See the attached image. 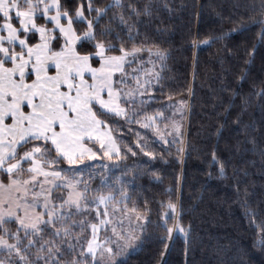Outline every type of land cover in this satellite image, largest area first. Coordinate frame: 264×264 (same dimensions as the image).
I'll return each mask as SVG.
<instances>
[{
	"label": "snow or ice",
	"instance_id": "snow-or-ice-1",
	"mask_svg": "<svg viewBox=\"0 0 264 264\" xmlns=\"http://www.w3.org/2000/svg\"><path fill=\"white\" fill-rule=\"evenodd\" d=\"M152 7L151 0L142 5L137 0L103 5L99 0H0V264H127L129 250L153 238L150 218L132 208L133 220L126 206L120 207L130 199L122 181V200H117L103 191V182L89 189L77 179L82 169L114 167L103 161H122L137 150L155 158L149 130L159 137L152 144L181 145L177 154L184 152L176 117L184 119L187 101H171L169 95L168 104L147 111L158 99L155 93L164 95L168 59L167 49L149 44L147 37L136 39L139 17H151ZM163 7L173 10L168 0ZM236 7L258 26L257 44L264 46V0ZM197 43L207 44L208 38ZM257 44L249 50L250 60ZM254 95L264 98V88ZM244 206L254 223L255 213L246 201ZM167 209L155 225L160 246L155 264H168L176 233L183 236L187 264L191 230L181 222L176 203L169 201ZM259 227L264 233V224ZM260 244L264 248V239Z\"/></svg>",
	"mask_w": 264,
	"mask_h": 264
},
{
	"label": "trees",
	"instance_id": "trees-1",
	"mask_svg": "<svg viewBox=\"0 0 264 264\" xmlns=\"http://www.w3.org/2000/svg\"><path fill=\"white\" fill-rule=\"evenodd\" d=\"M108 2L99 0L101 5ZM151 2L152 16L139 17L136 39L147 37L149 44L167 49L168 59L164 95L155 93L158 99L150 102L147 111L152 114L168 104L169 95L171 101H187V118L180 130L184 152L177 154L181 145L152 144L159 137L149 130L155 158L137 150V155L128 153L122 161H103L114 167L82 169L83 176L77 179L86 181L89 189L103 182V191L113 192L117 200L122 199L118 191L122 181L130 198L126 208H135L152 221L148 232L153 238L130 254L127 264H155L160 248L155 225L170 211L169 201L177 204L181 222L191 230L187 264H264L260 244L264 233L259 227L264 224V98L254 95L264 88V46L257 44L258 26L247 21L242 7H236L245 0H168L172 11L163 7V0ZM111 27L120 31L115 22ZM121 35L127 39L125 33ZM205 38L207 44L193 45ZM253 44L257 50L250 60ZM128 139L134 143L136 137L129 133ZM218 161L225 165V176L219 174ZM245 201L255 213L254 223L245 215ZM176 236L168 264H185L183 236Z\"/></svg>",
	"mask_w": 264,
	"mask_h": 264
},
{
	"label": "rangeland",
	"instance_id": "rangeland-1",
	"mask_svg": "<svg viewBox=\"0 0 264 264\" xmlns=\"http://www.w3.org/2000/svg\"><path fill=\"white\" fill-rule=\"evenodd\" d=\"M143 55L146 57V56H147V53H144ZM145 67L150 68L151 66H150V65H145ZM158 68H159V65H157V69H158ZM186 109H187V108H184V119H183L182 121L179 120V116H178V115H177V117H176L177 122L181 124V128H180V130L183 128L184 121H186V118H187V110H186ZM165 115H167V116H171V115H172V112H171V114H170V113H169V114H166V113H165ZM168 123H169V127H168V129H166V131L171 132V131H173V129H172V127H171V121H169ZM160 125H161L160 128L163 129L162 131H165L164 124H160ZM120 200H122V199H120ZM120 207H125V205H124L123 202L120 204ZM101 208H103L102 205H101ZM127 209H128V208H127ZM127 214L130 215V216H132V217H133V220H134V218H135V214L132 213L130 209H128V213H127ZM141 223H143V221H141ZM124 224H125V226L128 225V219H127L126 217H125V219H124ZM138 249H139V247L136 248L135 250H129V252H130V254H132V253H134L135 251H137ZM130 254H129V255H130ZM129 255H128V256H129ZM128 256H127V257H128Z\"/></svg>",
	"mask_w": 264,
	"mask_h": 264
}]
</instances>
